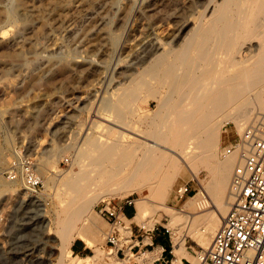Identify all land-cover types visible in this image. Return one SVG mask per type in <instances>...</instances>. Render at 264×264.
<instances>
[{
    "label": "rangeland",
    "instance_id": "374dc122",
    "mask_svg": "<svg viewBox=\"0 0 264 264\" xmlns=\"http://www.w3.org/2000/svg\"><path fill=\"white\" fill-rule=\"evenodd\" d=\"M209 1L0 0V169L6 167L17 150L18 154L33 157L46 187L41 195L31 196L20 181L0 180V264H58L60 259L64 264H156L159 261L148 260L150 254L145 252L152 249L146 244L150 239L146 235L154 225L161 232L162 225L170 229L171 238L164 233L169 250L172 240L180 238L194 256L201 248H207L213 234L206 244L185 236L182 221L171 223L168 211L163 208L167 205L180 209L189 197L196 195L198 181L207 177L206 167H197L199 180L193 177V169L182 167L170 178L164 198L157 196L156 187L143 191L133 185L125 192L109 194L105 185L111 186L113 178L102 176L99 181L93 170L99 167L109 170L117 164L110 158L97 160L95 146L84 138L93 133L94 139H110L116 131L129 149L143 147L149 123L159 116L156 112L162 93L152 84L139 85L140 77L147 74L143 72L147 63L133 66L131 58L149 48L150 40L158 37L169 41V35L180 25H185L186 33L199 24L201 11ZM210 6L201 18L205 25L212 19L231 15L234 2L214 0ZM259 42L253 36L246 40L239 37L229 53L218 49L215 56L222 61L223 72L237 70L238 65H230V57L236 55L240 46H245V55L250 56L258 52ZM258 86L264 88V83L253 89ZM254 91L246 93L252 112L242 126L254 110L261 112L258 115L264 113V89L260 97ZM104 105L106 109L102 108ZM223 109L230 111L227 105ZM227 122L221 128L220 144L225 136L232 138L241 133L231 120ZM52 145L57 154L53 161L47 162ZM65 157L70 158L69 164L63 163ZM129 158L134 160L135 156L130 155L121 164L129 162ZM234 165L224 189L226 196ZM69 175L76 176L83 185L80 196L90 201L96 195L99 197L85 213V220L74 221V231L81 229L82 235L73 240H83L86 245L83 254L71 253L73 240L65 246L60 244L61 223L77 207L78 200L77 192L61 182ZM186 182L190 192L178 200L175 189ZM126 196L135 199L136 213L131 207L134 209L131 216L139 215L129 217L133 229L131 243L141 238L143 242L132 249L134 255L129 260L121 263L122 255L116 257L105 245L108 224L94 206L101 198ZM208 196L212 199L209 193ZM210 210L209 206L201 212L208 214ZM202 224L206 225L207 219L196 220L195 227ZM157 248L155 252L160 254L161 249ZM162 257L176 262L186 258L177 257L173 247L172 253L164 251Z\"/></svg>",
    "mask_w": 264,
    "mask_h": 264
},
{
    "label": "bare ground",
    "instance_id": "6f19581e",
    "mask_svg": "<svg viewBox=\"0 0 264 264\" xmlns=\"http://www.w3.org/2000/svg\"><path fill=\"white\" fill-rule=\"evenodd\" d=\"M212 1L214 2L210 0L201 11L199 24L192 25L193 27L186 33H184L185 25L182 24L169 35V41L154 38L150 40L149 48H144L139 55L131 58L133 66L138 64V67H141L147 63L143 70L147 74L140 77L139 85L152 84L162 93L158 99L159 110L156 112L159 116L149 123L143 147L140 150L137 147L129 149V146L117 137L116 131L112 132L110 139L107 137L94 139L93 133H88L84 138L86 143H92L95 146L97 160L104 161L110 158L117 164L109 170L106 167L93 170L94 178L99 181L102 176L113 178L112 185L104 187L105 192L109 194L119 190L125 192L127 187L133 185L134 188L143 191L156 187L157 196L164 198L170 178L176 176L182 167H188L191 171L193 169V177L197 180H199L197 167H206L207 177L198 181V193L189 197L182 208L163 205L170 215L171 223L182 221L185 236L190 235L202 244H206L208 238L220 226L231 203L229 193L227 191L226 196L224 189L229 179L230 169L236 160H234L235 156L220 158L221 128L226 120H231L240 133L246 123L243 126L242 124L252 112L246 102V93L255 90L254 94L260 97L264 89L259 88L260 86L253 89L256 85L264 83V0H229L234 2L232 14L226 18L212 19L205 25L206 22L204 23L201 18L209 10ZM225 4L227 3L223 5ZM226 13L228 14L227 11ZM252 36L260 39L257 44L258 52L248 56L245 55V46H240L236 55L230 57V65H238L237 70L224 73L222 61L215 56L217 50L229 53L236 38L246 40ZM226 105L230 107V111L221 110ZM102 108L106 109L105 105ZM259 113L261 112L254 110L250 120ZM54 149L52 145L47 154V162L54 160L57 154ZM15 151L14 153L18 154ZM130 155H134L135 159L130 160L129 158V162L121 164L122 160L124 161ZM157 176L158 179H156ZM61 182L78 194L75 205L77 207L70 210L68 218L61 223L60 244L65 246L74 238L82 235L81 229L74 231V221L81 218L86 219L85 213L88 212L97 195L94 200L92 197L93 201L80 196L84 187L74 175L65 177ZM43 187L45 191L44 181ZM198 196L200 198L196 200ZM105 199L109 198H101L95 205ZM209 206L211 210L208 214L201 212ZM137 217H139L138 214L134 218ZM198 219H207V224L195 227ZM88 246H91V242ZM157 247L162 250L159 245L145 250L150 254L149 258H145L153 262L160 255L155 252ZM172 247L177 257L184 256L193 263L197 262L196 256L184 245L183 238L173 239ZM126 253L124 259H119L121 263L134 255L131 251ZM87 258L92 259L91 256ZM80 259L84 260V257ZM58 264L64 263L60 259Z\"/></svg>",
    "mask_w": 264,
    "mask_h": 264
},
{
    "label": "built area",
    "instance_id": "2783aa9c",
    "mask_svg": "<svg viewBox=\"0 0 264 264\" xmlns=\"http://www.w3.org/2000/svg\"><path fill=\"white\" fill-rule=\"evenodd\" d=\"M229 124L225 123L224 126ZM220 158L235 156L228 193L229 208L220 226L215 230L208 247L195 254L197 262L187 258L179 262L165 260L160 255L153 261L159 264H264V114L247 122L235 137L225 136L221 143ZM70 158L65 157L64 164ZM0 180L20 181L23 189L31 196L41 195L43 180L31 156L16 154L6 167L0 169ZM190 192L188 182L175 189L178 200ZM134 199L109 198L98 202L94 210L106 221L105 245L115 251L116 257L124 259L127 251L139 245L133 241L132 222L127 208L134 206ZM134 211V209H133ZM129 222V223H127ZM143 227H138L142 229ZM163 234L171 238V231L162 225ZM158 229L154 225L152 230ZM171 241V240H170ZM147 244V243H146ZM145 244V245H146ZM172 253V242L171 249ZM143 264V263H142Z\"/></svg>",
    "mask_w": 264,
    "mask_h": 264
},
{
    "label": "crops",
    "instance_id": "0c3cea01",
    "mask_svg": "<svg viewBox=\"0 0 264 264\" xmlns=\"http://www.w3.org/2000/svg\"><path fill=\"white\" fill-rule=\"evenodd\" d=\"M127 210L129 211L128 215H132L133 214V209L131 207H128ZM135 213H136V207H135ZM135 213H134V215H135ZM140 236L144 237L143 234H140ZM146 236H147L146 238H148V239L150 238L149 242L147 243V245L152 246V248H153L154 245H159V246H162L164 248V251L169 252L170 244L167 241V239H166L165 235L163 234V232H161L160 230L154 229V230H151L150 232H148ZM81 240L82 239L78 238V239H75V240L72 241V243L70 245L71 253L83 254V251L86 250V245H84V243L82 242L83 240L82 241ZM138 241L140 243L143 242V238L138 239ZM140 243H139V245H140ZM156 264H159V263L157 262Z\"/></svg>",
    "mask_w": 264,
    "mask_h": 264
},
{
    "label": "trees",
    "instance_id": "16d2710c",
    "mask_svg": "<svg viewBox=\"0 0 264 264\" xmlns=\"http://www.w3.org/2000/svg\"><path fill=\"white\" fill-rule=\"evenodd\" d=\"M127 213L129 214V211H127Z\"/></svg>",
    "mask_w": 264,
    "mask_h": 264
}]
</instances>
